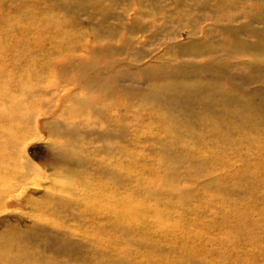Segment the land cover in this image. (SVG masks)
<instances>
[{"label":"rangeland","instance_id":"obj_1","mask_svg":"<svg viewBox=\"0 0 264 264\" xmlns=\"http://www.w3.org/2000/svg\"><path fill=\"white\" fill-rule=\"evenodd\" d=\"M37 120L36 199L0 215V247L23 264H264V0H0V165L24 169L3 141ZM77 184L152 220L104 234L97 206L59 199ZM56 223L105 251L51 242Z\"/></svg>","mask_w":264,"mask_h":264},{"label":"bare ground","instance_id":"obj_2","mask_svg":"<svg viewBox=\"0 0 264 264\" xmlns=\"http://www.w3.org/2000/svg\"><path fill=\"white\" fill-rule=\"evenodd\" d=\"M54 37V36H53ZM133 37V36H132ZM56 40V39H55ZM51 45V44H50ZM134 45V44H133ZM49 50V49H48ZM109 53V52H108ZM39 57V56H38ZM35 60V59H34ZM36 62V61H35ZM37 63V62H36ZM33 93V92H32ZM78 104V103H77ZM53 105V104H52ZM30 106V105H29ZM3 108V107H1ZM14 108V107H13ZM18 108V107H16ZM26 108V107H25ZM4 109V108H3ZM17 110V109H15ZM34 110V109H33ZM5 113V112H4ZM1 114L2 115H4ZM7 113V112H6ZM34 115H31V116H27L26 117V121L28 123H31L32 121V117ZM37 117V116H35ZM5 118V117H4ZM55 118V117H54ZM21 120H24V119H21ZM55 121L57 122H60L58 119L55 118ZM25 122V121H24ZM43 122V121H42ZM48 121H46L47 123ZM72 122V121H71ZM71 126H72V123H71ZM76 126V125H74ZM4 127V126H3ZM39 129V122L37 120V124H35L33 127H27L26 125H23V124H20L19 125V128H18V131L17 133L14 132V135L11 136V139L10 137L7 139H5L3 141L4 145L3 147L5 146V148H9L10 151H13L12 153L14 154L15 152H18V154H20V158L18 157L19 162L20 164H22L23 168L24 169H21L22 166H20L21 170L18 169V171H15V167H18L17 165H0L1 168L4 169V172H5V176L7 177L6 178V181L4 179V181H0V215L4 212H7L6 210L8 209L9 210V206H10V203L12 201H15L17 203L18 200H21L22 198H28L30 200H35L36 198H34L33 195H31L30 190H31V185L35 184V182L33 181V179L31 178L32 175H31V171L34 170V165H32V163H30V161H28L29 159V154L27 153L26 151V142L29 138V134L31 131H36ZM59 128V127H58ZM67 128V127H66ZM65 128V129H66ZM107 128H109L107 126ZM0 129H1V124H0ZM14 129V128H13ZM51 129V128H50ZM68 129V128H67ZM66 129V130H67ZM63 130V129H62ZM3 131V130H2ZM53 131L55 132L56 130L53 129ZM70 131V130H69ZM68 131V132H69ZM81 129H79L78 131H76V129L74 128V132H75V135L77 136L78 134L80 135L81 134ZM96 131V130H95ZM106 130H104V132H106ZM4 132V131H3ZM11 132V131H10ZM51 132V131H50ZM57 132V131H56ZM6 133V131H5ZM38 133V132H37ZM78 133V134H77ZM8 134V133H6ZM62 134V133H61ZM104 134V133H103ZM40 136V135H39ZM59 136V134H58ZM63 136V135H62ZM41 137V136H40ZM61 139V138H60ZM2 147V148H3ZM78 146L76 145H69L67 144V142H65V144H60L58 143L57 144V149L62 152L63 154H69L70 156H72V154L74 153V155H79V156H82V153L79 154L76 152ZM1 149V147H0ZM4 149V148H3ZM56 150V149H55ZM31 151V150H29ZM3 158H5V155L7 154V151H3ZM11 154V156L13 155ZM56 154V153H55ZM68 154L66 155V157L70 160L69 162H71V166H76L78 168H83L85 167V165L83 164L84 163V158H80V157H75V158H72L70 156H68ZM36 155V154H35ZM17 159V158H16ZM63 161V160H62ZM64 162H66V159L64 157ZM110 162V161H109ZM54 164V163H53ZM109 164V163H108ZM67 166V165H66ZM14 168V169H13ZM36 168V167H35ZM67 168V167H66ZM74 168V167H73ZM112 168V167H111ZM17 169V168H16ZM68 169V168H67ZM83 171V170H82ZM123 171V170H122ZM41 172V171H40ZM45 172V171H44ZM48 172V171H47ZM87 172V171H86ZM85 172V173H86ZM109 172V171H108ZM134 174V173H133ZM42 176V175H41ZM83 177V176H82ZM36 178V177H35ZM105 178V177H104ZM1 179V178H0ZM40 179V177L38 178ZM42 179V178H41ZM46 180H44L45 182ZM60 181V180H59ZM40 182V181H39ZM38 183V181H37ZM65 183V182H64ZM76 183V182H75ZM52 184V182H51ZM58 184V181L57 183ZM61 184V183H59ZM58 184V185H59ZM67 184V183H65ZM64 184V185H65ZM114 185V184H113ZM141 185V184H140ZM62 186V185H60ZM69 186V185H68ZM77 186H79L78 184L77 185H72L70 186V188L66 191H62L60 193V195L62 194V196L64 197H59V199L61 200H64L66 201L71 207L73 208H77V206H84V211H87L89 212L90 210L92 211L93 208L95 206V208H98V210L100 211V213L102 214V217L104 216V219L106 218L107 214H109L110 212H112V215H110L114 221L112 222H107L106 223H99L100 221V218L102 217H94L91 215V212L90 215V220H89V223L91 226H97V228L99 229V231H103L104 229V234H105V228L107 227H111V228H115L116 230H119L120 227L119 224L121 223V225H125L127 226L128 228H137L138 229V224L141 223L140 219H151L152 220V213L150 211H148L144 204L142 202H131V201H127L126 199H122L121 197L118 198L117 197V194H116V190L114 192H109L108 195L105 193L103 194V196H99V197H95L94 198V195L93 193H91L90 189L87 188V187H80V188H83L82 190V193L80 194L78 191H77ZM33 187V186H32ZM40 187V186H39ZM96 188V187H95ZM34 190V189H33ZM36 190V189H35ZM47 190V189H46ZM81 190V189H80ZM51 191V190H49ZM100 191V190H99ZM52 192V191H51ZM69 193L70 195L66 194ZM103 192V191H101ZM54 193V192H52ZM56 193V192H55ZM48 194V193H47ZM56 194H59V193H56ZM120 196V195H119ZM7 208V209H5ZM54 208V207H53ZM51 209V208H50ZM48 209V210H50ZM10 211V210H9ZM8 211V212H9ZM12 211V210H11ZM107 211H110V212H107ZM10 213V212H9ZM8 214V213H7ZM74 215L77 214V213H73ZM100 214V215H101ZM154 214V212H153ZM32 215V214H31ZM38 215V214H37ZM36 215V217H37ZM5 216V215H4ZM35 217V218H36ZM1 218V216H0ZM41 218V217H39ZM153 218H154V215H153ZM34 219V217H33ZM41 222L43 220H47V219H44L42 218L39 219ZM104 222V220H102ZM140 221V222H139ZM145 221V220H143ZM160 221V224H161V228L166 231V230H171L170 229V226H168L166 223H165V220H159ZM46 222V221H44ZM122 222H125L122 224ZM46 224H49V223H46ZM118 225V226H117ZM144 225H145V222H144ZM148 225V224H147ZM85 226L84 224L82 225V227ZM105 227V228H104ZM140 227V226H139ZM148 228V227H147ZM150 228V227H149ZM151 229V228H150ZM37 230V229H35ZM55 231H57L59 233V235H61L62 237H57V236H52L50 238L51 239V242H56L58 243L59 241L60 242H63L62 244H70V243H79L80 245L83 244H95V246L97 245V247L102 251L104 252L105 249H104V245L106 244H103V238H101L100 236H98V238H94L93 236L89 237L86 233H83L82 231H79V230H71L67 227H65V224L64 223H56L55 224ZM136 230V229H135ZM144 230H147L149 231L148 229H144ZM162 231V233L164 232ZM37 232V231H36ZM41 232V231H40ZM38 232V234L40 233ZM89 232V231H88ZM122 232V231H121ZM98 233V232H97ZM37 234V235H38ZM71 234H75L76 236H78L79 238H72V240H70L68 237L71 236ZM118 234V232H117ZM137 234V233H136ZM140 234V233H139ZM148 234V233H147ZM146 234V235H147ZM40 235V234H39ZM44 235V234H43ZM101 235H102V232H101ZM170 235V234H169ZM42 236V235H40ZM51 236V235H50ZM137 236V235H136ZM141 236V235H140ZM151 235H149L150 237ZM154 236V235H153ZM156 236V235H155ZM154 236V237H155ZM163 236V234H162ZM131 237H132V234H131ZM143 236H141L142 238ZM146 238V236H145ZM148 238V237H147ZM146 238V240H147ZM135 239V237H134ZM174 239V238H173ZM120 240V238H119ZM161 240V239H160ZM159 240V241H160ZM150 243H151V240H149ZM158 241V240H157ZM158 241V242H159ZM59 242V243H60ZM153 242V241H152ZM155 242V241H154ZM157 242V245L159 244ZM149 243V244H150ZM8 244V243H7ZM46 244V243H45ZM109 245V244H108ZM117 245V244H116ZM145 245V244H144ZM66 246V245H64ZM83 246V245H82ZM112 246V244H111ZM114 246V245H113ZM112 246V247H113ZM121 246V245H120ZM70 247V246H68ZM106 247H107V244H106ZM109 247V246H108ZM119 247V246H118ZM66 248V247H65ZM71 248V247H70ZM140 248V247H139ZM107 249V248H106ZM110 249V248H108ZM113 250V249H112ZM115 250V249H114ZM113 250V252H114ZM117 250V248H116ZM108 251V250H107ZM133 252V251H132ZM109 253V251H108ZM114 254V253H113ZM133 254V253H132ZM109 256V254H108ZM24 256L19 254L18 251H14L12 248L8 247V245L4 248H1L0 247V264H23L21 262V259L23 258ZM114 258V257H113ZM112 260V258H111ZM120 260V259H119ZM122 260V259H121ZM195 260V259H194ZM199 263V260L196 262V264ZM194 264V263H193ZM202 264V263H201Z\"/></svg>","mask_w":264,"mask_h":264}]
</instances>
